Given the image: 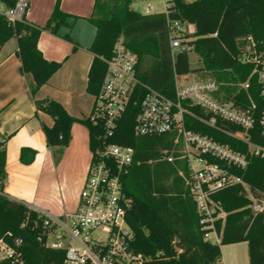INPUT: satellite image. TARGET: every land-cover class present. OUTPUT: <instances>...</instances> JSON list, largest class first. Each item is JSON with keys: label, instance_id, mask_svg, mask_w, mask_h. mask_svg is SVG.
Returning <instances> with one entry per match:
<instances>
[{"label": "trees", "instance_id": "16d2710c", "mask_svg": "<svg viewBox=\"0 0 264 264\" xmlns=\"http://www.w3.org/2000/svg\"><path fill=\"white\" fill-rule=\"evenodd\" d=\"M14 7L17 0H0ZM56 0L53 10L42 27L32 26L23 17L14 23L0 14V48L10 39L17 42L16 55L20 60V73L25 77L34 99L37 114L42 111L53 119L51 127L42 126L48 147H56V155L68 145L70 128L81 121L89 131L90 149L103 142L99 129L88 119L70 116L61 104L52 99H36L38 89L46 84L58 70L60 63L46 60L37 47L42 30L56 32L60 27L71 29L77 17L60 9ZM132 0H95L92 15L87 20L95 28L89 47L94 54L86 90L95 95L106 69L102 60L112 54L118 38L137 55L136 75L143 83L170 99H175V76L198 73L224 82L221 90L226 95L238 92L239 99L247 104V95L256 103V124L248 131L251 142L264 145L259 119L264 109L257 75L249 78V88L242 90L252 72L253 65L238 60L248 38L264 50V0H195L192 3L177 1L179 12L171 11L170 19H182L195 26L193 51L201 66L190 67L189 53L177 52L173 57L169 48L164 14H141L129 6ZM216 32V36H211ZM183 105L201 114L197 107ZM138 106L130 105L118 121L115 135L109 140L134 148V157L128 173L123 177V189L132 199L126 209V221L134 233L132 248L136 253L151 256L148 264H221V246L247 242L249 264H264V210L254 214L251 199L241 185H234L212 195L227 213L222 225L220 245L203 241L198 226L195 204L188 187L178 175L177 167L162 158L161 150L172 147L167 135L136 136L133 132ZM186 130L211 136L234 150L247 152V145L218 130L210 128L188 114L183 115ZM232 131L237 127L228 125ZM248 155V154H247ZM35 151L21 148L19 159L23 164L33 161ZM57 157V156H56ZM212 161H215L212 159ZM5 139L0 140V241L13 250L11 256L2 257L0 264H63L65 252L45 246L47 229L36 210L27 204L11 199L2 193L5 183ZM231 171L247 183L252 197H264V159L249 156L245 169ZM222 221L216 226L221 228ZM175 240V244L172 241Z\"/></svg>", "mask_w": 264, "mask_h": 264}, {"label": "built area", "instance_id": "2783aa9c", "mask_svg": "<svg viewBox=\"0 0 264 264\" xmlns=\"http://www.w3.org/2000/svg\"><path fill=\"white\" fill-rule=\"evenodd\" d=\"M157 1L161 10L147 5L141 11L135 0L129 7L141 14L165 15L172 57L177 52H192L195 26L186 20L170 19L171 11L179 12L176 8L178 0ZM179 1L192 3L195 0ZM27 6V0H18L14 7H7L0 1V14L14 23L24 17ZM216 34L214 32L211 36ZM102 60L106 69L87 119L99 129L103 143L96 148V153L92 152L79 192L78 207L75 212L60 216L38 213L47 229L45 246L63 250V264H148L153 259L133 250L134 233L126 221V209L132 199L124 192L122 180L132 165L134 148L109 142L115 135L119 119L130 105L139 108L133 126L136 136L176 132L177 139L181 138L180 157L187 165V175L183 177L195 204L203 241L220 245L222 240V225L227 213L220 202L212 198L214 193L239 184L251 199L252 212L256 214L264 210V198L252 197L247 183L231 171L232 168L245 169L248 155L264 159V145L251 142L248 134L257 121L256 103L250 95L244 104L238 92L226 95L221 90V86L226 85L224 82L211 77L188 81L186 76H175V99H170L139 80L135 70L137 55L124 45L122 38L116 40L111 56ZM238 60L252 64L253 69L247 80L238 83L237 87L247 90L249 78L256 74L260 96L264 99V50H258L252 38H248ZM183 102L197 107L201 114L190 111ZM184 114L246 144L248 155L215 141L207 134L186 130ZM228 125L238 130L232 131ZM259 125L264 138V109ZM165 154L167 161H174L171 154ZM218 220L222 221L220 229L216 226ZM0 253L7 257L13 254V250L0 241Z\"/></svg>", "mask_w": 264, "mask_h": 264}, {"label": "crops", "instance_id": "0c3cea01", "mask_svg": "<svg viewBox=\"0 0 264 264\" xmlns=\"http://www.w3.org/2000/svg\"><path fill=\"white\" fill-rule=\"evenodd\" d=\"M55 1L27 0L25 20L32 26H44ZM94 2L61 0L60 9L77 17L76 21L71 29L60 27L56 32L42 30L37 43L43 57L60 63V67L38 89L35 98L58 102L78 120L88 118L94 102V95L86 90L88 71L94 58L89 47L96 32L95 26L87 18L92 15ZM16 50L14 38L0 48V140L5 139L6 156L2 193L27 204L40 214L60 216L75 212L92 156L88 128L81 121L74 122L70 128V141L58 155L56 147L47 146L42 126L51 127L53 119L42 111L35 114L34 99L25 77L20 73ZM191 74L181 76H186L188 80ZM162 135L172 139V147L161 150L162 158L159 160H166L165 152L171 154L174 161H166L182 164V167H177V173L184 180L187 165L185 159L180 157L183 149L181 138L177 139L176 132ZM21 148L35 151L31 163L20 162ZM222 247L234 262H239L245 256L246 264H249V257L247 260L245 255L248 254L247 242L221 246V264H226Z\"/></svg>", "mask_w": 264, "mask_h": 264}, {"label": "rangeland", "instance_id": "374dc122", "mask_svg": "<svg viewBox=\"0 0 264 264\" xmlns=\"http://www.w3.org/2000/svg\"><path fill=\"white\" fill-rule=\"evenodd\" d=\"M135 5L141 11L147 5H151V6L155 7L157 10H161V8H162L157 0H144L143 2H141V0H135ZM188 55H189L190 67H192L194 69L199 68L201 66V62L199 60L198 55L194 51L189 52ZM198 77H200V75L198 73H193V74L189 75L188 81L195 80ZM261 198H264V197H260L258 199H261ZM262 205H264V204H262ZM222 250H223V254H224L223 259H224L226 264H246L245 256H243V258L240 259L239 262H237V261L234 262V260L226 253L224 247H222ZM246 252H247V249H246ZM245 255H246V259L248 260V258H247L248 254L245 253Z\"/></svg>", "mask_w": 264, "mask_h": 264}]
</instances>
